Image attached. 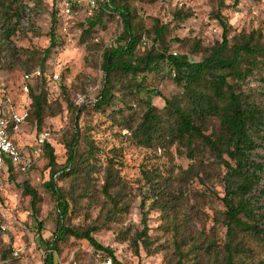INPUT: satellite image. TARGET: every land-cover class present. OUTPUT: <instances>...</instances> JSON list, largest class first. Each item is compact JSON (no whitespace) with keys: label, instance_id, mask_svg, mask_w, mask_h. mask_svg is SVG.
Wrapping results in <instances>:
<instances>
[{"label":"rangeland","instance_id":"1","mask_svg":"<svg viewBox=\"0 0 264 264\" xmlns=\"http://www.w3.org/2000/svg\"><path fill=\"white\" fill-rule=\"evenodd\" d=\"M126 1L135 23L149 27L155 17L167 23L168 52L187 54L191 61H201L207 50L221 41L223 26L218 13L225 18L231 44L235 38L250 34L264 41V0ZM81 8H67L55 0H0L1 114L10 119L12 111L21 113L30 106L23 75L36 68L47 75L53 107L59 101L64 108L58 115L48 113L41 128L30 118L15 132L23 162L0 172V264H44L59 211L54 195L43 185L50 177V166L46 151L39 150L37 135L52 133L48 141L58 164L64 165L66 144L77 128L81 129L79 165L56 179L66 197L72 199L69 224L96 226L95 237L113 247L123 264H166L178 259L184 264H223L228 240L223 200L227 192L225 162L199 141L190 143L171 133L173 117L164 108L165 98L186 107L185 87L175 80L170 67L159 65L146 73L119 77L124 83L114 90L112 102L96 109L92 102L104 81L102 53L117 42L121 28L117 17L104 15L83 41L87 25ZM176 11H182V17L174 18ZM54 16L58 44L46 53ZM7 24L16 25L9 40L4 36ZM138 49L142 51L141 44ZM55 73L58 80L53 77ZM262 77L264 57L253 67V73L230 80L244 101L264 113ZM128 83L141 86H132L135 91L130 92L122 87ZM29 84L37 88L40 83L33 78ZM79 95L82 102L68 107V99L76 100ZM149 103L162 110V129L174 135L162 140L164 144H150L140 137L139 126ZM205 127L207 133L220 132L216 118L209 119ZM257 143L253 157L264 165V139L258 138ZM26 161L32 162L27 170L23 169ZM24 181L42 195L36 207L24 189ZM251 194L255 210L261 213L259 226L264 229V170ZM145 211L149 242H139L138 255L132 239L144 228ZM230 242L237 247V264H264V234L236 229ZM7 249L9 255L3 258ZM54 257L55 264H111L105 252L72 236L57 243Z\"/></svg>","mask_w":264,"mask_h":264},{"label":"trees","instance_id":"2","mask_svg":"<svg viewBox=\"0 0 264 264\" xmlns=\"http://www.w3.org/2000/svg\"><path fill=\"white\" fill-rule=\"evenodd\" d=\"M111 4L113 7L111 12L107 11L109 9L106 8V5L95 14L85 15L84 18L87 27L81 37L83 41L102 21L104 15L117 17L120 28L123 27L122 32L120 29L116 44L106 48L102 53L101 68L104 72V81L96 101L92 103L96 109H103L110 104L115 96L114 90L118 85L124 83L123 79L119 77L136 76L152 71L159 65L170 67L171 72L175 71V80L185 87L186 107L182 106L180 101L165 98L164 108L173 117L174 122L171 133L187 138L190 143L199 141L209 147L216 158L224 160L227 168L225 176L227 192L223 200L227 208L228 240L225 243L226 260L223 264H237L235 261L237 247L232 246L230 242L235 230L252 231L256 235L264 234V229L259 226L260 218L258 216L261 213L255 210L252 203L254 195L251 194L264 170V165L253 157V152L258 146L257 139H264V113L254 104L244 101L241 93L237 91L235 83H232L230 79H243L253 73V67L256 66L260 58L264 57V41H261L260 37L255 34H250L242 36V38H235L231 44L225 18L218 13L217 17L223 26L222 39L207 50L208 53L201 61L195 62L191 61L187 54L174 55L168 52L165 43L168 24L162 22V19L155 17L149 27L141 26L134 22V16L126 0H111ZM175 17H182V11H176ZM56 23V16H54L50 30L51 42L45 50L46 53H49L50 49L58 44ZM15 28L16 25L7 24L4 26V36L8 40L15 32ZM144 38L148 39L147 46L139 51L138 48ZM43 63L44 60L40 64L43 65ZM37 69L41 70L42 75L36 78L39 80V86L34 88L33 85H30L27 92L31 97L27 119L34 118L38 128H41L48 113L58 115L64 108L59 101H56V106L53 107L46 87L47 75L41 68H36L33 71ZM262 80L264 81V77ZM134 85L141 86V83L123 84L122 87L132 92L135 91L132 88ZM77 105L76 100L68 99V107L74 108ZM80 109L79 107L76 112ZM161 112L162 110L156 105L149 103L143 113L139 133L147 143L152 144L159 141L164 144L162 140L174 136L162 129ZM213 118L219 121L220 132L218 134H215L214 130L207 133L205 129L206 122ZM80 130L77 128L66 144L68 158L64 165L58 164L57 155L51 142L47 141L44 146L49 159L50 177L43 185L47 191L54 195L59 211L57 227L53 234L54 239L48 241V253L44 264H55L54 250L57 243L71 236L87 240L94 249L105 252L110 257L111 264H123L113 247L102 244L95 237L93 233L97 229L96 226L82 228L67 222L72 199L66 197L56 179L58 175L63 176L73 172L79 165L77 150L80 146ZM91 144L92 148L96 146L94 141ZM7 167L9 170L14 165L9 161ZM107 184L110 185V182ZM23 186L26 193L31 196L33 206L36 207L42 200V195L28 181H24ZM106 191H108L107 186ZM147 218V211H145L143 213L144 228L137 232L132 239V244L138 255L140 254L139 242L141 241L145 245L149 242ZM38 225L41 227L42 222ZM8 255L9 249L4 250L2 257L7 258ZM166 264L184 263L178 259L176 262Z\"/></svg>","mask_w":264,"mask_h":264},{"label":"built area","instance_id":"3","mask_svg":"<svg viewBox=\"0 0 264 264\" xmlns=\"http://www.w3.org/2000/svg\"><path fill=\"white\" fill-rule=\"evenodd\" d=\"M59 5H65L67 8L70 6L82 7L85 15H93L95 12L99 11L102 7L109 9L108 12H111L113 7L111 0H55ZM123 31V27L121 29ZM116 37L115 40H117ZM116 41L109 44V46L115 45ZM148 43V39L144 38L141 42L142 47H145ZM177 54L176 52L174 53ZM175 75V71H172ZM42 72L40 69H37L32 72H25L23 75V89L25 92L29 91L31 80L33 78L40 77ZM54 79H59V74L55 73L53 75ZM83 96L79 95L76 99V103H81ZM96 101V99H95ZM29 116V108H25L21 113L12 111L10 119L6 116L0 114V172L7 167L8 162H12L14 166L23 162L22 155L20 152L19 144L16 142L13 134L19 130L21 124H23ZM52 136V133L49 131H42L37 135V144L39 150L43 152L45 143ZM32 162H24L23 169L27 170L31 167Z\"/></svg>","mask_w":264,"mask_h":264},{"label":"crops","instance_id":"4","mask_svg":"<svg viewBox=\"0 0 264 264\" xmlns=\"http://www.w3.org/2000/svg\"><path fill=\"white\" fill-rule=\"evenodd\" d=\"M0 114H1V112H0ZM17 135H19V134H17V133L13 134L15 140H16Z\"/></svg>","mask_w":264,"mask_h":264}]
</instances>
